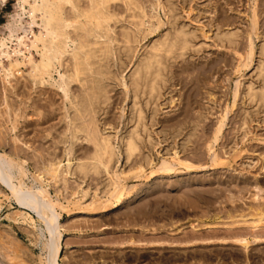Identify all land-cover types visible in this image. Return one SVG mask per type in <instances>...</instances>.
I'll return each mask as SVG.
<instances>
[{
  "label": "rangeland",
  "instance_id": "rangeland-1",
  "mask_svg": "<svg viewBox=\"0 0 264 264\" xmlns=\"http://www.w3.org/2000/svg\"><path fill=\"white\" fill-rule=\"evenodd\" d=\"M82 1L80 2V5L85 3ZM147 1L150 0H143V2ZM155 2L156 0H152V2L150 1V3L147 2L144 4L148 15L155 16V18L152 19V23L156 26V19H159L160 22V27L153 31L154 35L152 33L149 35L150 37L147 36L144 41H141L139 45H137V47H139L135 49V51L137 50L136 52L138 54L134 52V57L130 53L123 51L120 44H114V55L109 59L108 64L107 62L104 63L105 65L107 64L105 67L109 68L111 71H109L107 80L104 82L106 84L105 90L109 97V101L107 104L101 105V109H97V120L100 127L107 129V133L116 130L115 132L117 135L123 137L136 126V109L132 106V92L127 91L121 83L124 82L126 85L129 84L128 80L130 78L127 74L130 76V73L134 69V65L144 56L146 52L145 50H148L154 44L169 40L173 41L178 33L181 32L185 34V38H190H187L189 45L184 51H182V53L177 51L174 55L165 60L164 65L167 67L162 73L164 83L161 84L158 93L152 98L138 95L135 100L137 107L140 108L144 114L143 123L146 124L145 132L142 131V128H138V133L141 134V140L138 142L140 151L145 155L148 154L155 158L156 164L160 162L162 156L169 157L172 155L173 151H177L180 159L183 158L181 159L183 161L190 162L191 164L194 163V165L198 166L209 165V157L207 150H205L206 145L207 142L209 143L211 141L210 138L212 136L210 135L213 133V126H215L218 116L224 111L226 106L230 109V113H228V120L226 119L225 127L221 133V138L219 137L215 150L220 157H225V155L228 156V154L231 153L230 150L231 148L233 149L234 144L238 143L237 145L239 147L237 146V150L241 149L238 152H241L240 155L242 156L238 158L236 165L234 159L231 157L228 159L229 162L224 167L210 168L206 169L207 171H198L196 173L189 174V172H186L179 167V172L177 171L179 174L172 173L169 175L158 176L150 181L146 188L147 190L145 189L144 191H141V188L147 183V181L144 178L132 179L128 182V190L132 188L130 191L134 190L135 192L133 193L138 195L118 210L109 211L98 216L75 215L76 213L69 215L62 212L63 219L61 220V224L65 227L67 226L68 229L73 226L71 228L72 231H74L73 229L75 226L76 228L79 227V229L82 230L81 233H84V236L80 238L75 235L65 237V243H63V246L67 244L71 247L68 251L67 258L71 264H264V226H262L264 223L256 231L249 229H243L242 231L241 228L243 227L231 229L229 227L223 228V226H220V229L217 228L213 231L201 230L199 227V231L196 232V230L188 228V223L195 222L196 220L203 221L204 219L212 218L217 215L221 216V220H224L225 222L228 221L225 219L227 214H249L248 212L252 214L251 211L255 208L262 209V206H264V170H261L264 169V117H262L264 116V104L257 102L253 103L245 98L248 88H251L253 92H259L258 89H263L264 87V51H262V49H264V0H158V2L161 3L160 8L153 9V11L150 8V5L155 4ZM13 5L14 0H9L5 5L0 4V25L4 24L8 19V15L13 12ZM162 8H165L166 10H163ZM173 12H175V15ZM177 13H180L179 17L177 16ZM254 14H256L255 19L257 21V27L255 25V28L251 24ZM251 16H253V18ZM23 17L22 25L25 26L27 16ZM118 25H120V27ZM123 27H125V23L122 22L115 25L114 32H117L116 36L119 35L120 30ZM251 29L255 32L251 31ZM38 30V27L34 28L35 32ZM249 34L254 52L251 59H247L250 38L248 36ZM224 35H232L231 39L233 41L230 40V42H227L223 37ZM14 45V42H11L7 44V47L9 46V50H12L14 49ZM144 45H146V47H144ZM30 52H24L22 55L19 54L18 56L10 53L9 59L1 60L4 67H7L8 63L12 60L17 59L18 62H21L22 60L23 67L22 65L19 67L20 74L18 73L15 74L14 77H11L12 80L10 79V83L6 84L7 86L2 85L0 79V152L3 151L8 154H13L14 152L11 153L12 151L18 153L19 149H23L19 143L12 142L11 139L13 135L8 132V129L10 128L9 122L15 120L16 131L14 134L20 141H25V143L28 141L27 144H30L29 146H31V152L30 150L25 151L23 149L21 151L22 153H37L36 155L38 156H45L54 151L53 153L58 155V153L61 152V145H59V148V146L55 144V141L60 138V134L69 122L68 119L64 120L62 117L66 110H68V102L64 101L63 93L60 92V89L57 86L59 77L64 74L63 71H65V67H58L57 70L51 73L50 78H45L43 84L35 85L33 87L31 81L27 78L28 73L26 72H29L30 70V65L27 64V57L30 58L31 62L37 63V60H40V56L33 50ZM240 54L242 56H240ZM243 57L245 58V61L243 60ZM64 60L68 61L69 56L66 55ZM127 64L129 67H127ZM123 73L127 78L122 75ZM238 81L239 85L237 90L239 91H237L238 94L235 99L236 103H234L235 107L231 108V103L233 102V89H235V85ZM257 84L259 85L258 87ZM74 85L72 84L69 87L70 93L76 91L77 85ZM28 96L30 97L29 102H27L25 106L21 105L26 98H29ZM242 100L246 101V103ZM32 103L35 106L38 105L36 106V109L42 113V118H27V116L31 114L29 111L32 112ZM17 109L19 110L17 111ZM145 111L149 113H146ZM156 111L157 114H155ZM259 113L262 114V116L259 115ZM17 114L19 116L22 114V118H15V115ZM8 120L9 122H7ZM106 120L108 121L106 122ZM132 120L133 122L131 124L133 125L131 126L130 121ZM242 120L248 123L241 126ZM59 122H63L64 124H60ZM102 122L105 124H102ZM128 124L130 126L129 128ZM192 125H195L196 127ZM183 127H185V131ZM110 128L112 129L109 130ZM237 129H240L241 131ZM190 130L191 132L194 131L196 133L193 132V134H190ZM242 131H244L243 134ZM47 132H50V136L53 137L49 136L47 138ZM121 134H123V136ZM233 139H235V141ZM229 143L231 147H229ZM149 144L152 147H150ZM181 144L183 146H181ZM147 147H150V149ZM32 149L36 153L32 151ZM87 149L90 150V147L87 145H75V151L78 154L88 153L89 150ZM160 149H163L162 152ZM165 150H167V152ZM156 153L159 154V157ZM166 153H168V155ZM140 157L141 155L138 154L133 162L131 161L126 165H124V162L121 164L122 166L124 165V169L127 170L129 167L132 168V165L139 161ZM41 165L42 164L39 161H30L29 170L33 172L34 169H37V167L39 168ZM241 166H245V169H242ZM149 170L150 169H146L147 174L149 173ZM98 178L99 176H89L84 182L85 185L83 184V187L86 188L89 186L90 189H93V187L95 188L101 180ZM78 182H80V180ZM254 183L258 185L260 191L262 190L261 194L254 189ZM69 185V194L66 197L71 199L68 196L70 193L74 192L76 187L75 183H70ZM53 193V191H50L52 196H54ZM231 194L238 198L237 200H234V203L229 202L228 197ZM256 195H258V197ZM253 199H256L257 201H254ZM73 203L74 201L70 200L69 205L73 206ZM1 206L3 209L0 213V262H3L4 264H42L40 259L35 256L37 255L36 253H38V250L30 245L32 242L31 238L27 231L22 229L25 224L21 221L19 223L10 224L4 219V215L9 211L11 212L10 205L6 200H3ZM12 206L14 207V205ZM251 207L252 209L249 211V208ZM70 208L73 209V207ZM71 224L73 225L71 226ZM104 227H106L107 231L105 230L98 234L97 231ZM109 228L110 230H108ZM178 228L182 230L180 233L176 232ZM239 236L247 237L250 242H252L254 237H257L258 239H262V242L258 244L250 243L245 249L242 248L241 245L232 241L233 239L236 240L237 238H240ZM223 239L228 242L225 244L220 243ZM130 240H134L132 244L127 243ZM204 240H206V242L209 240V243H202ZM6 242L9 243V245H6ZM123 243L125 244V247H122L124 245ZM126 244H128V246ZM12 245L15 246V248ZM21 253L22 255H20ZM26 254L28 258H26ZM9 256L10 259H8ZM19 257L22 258L23 262ZM10 260L11 262H9ZM20 261L21 263H18Z\"/></svg>",
  "mask_w": 264,
  "mask_h": 264
},
{
  "label": "bare ground",
  "instance_id": "bare-ground-1",
  "mask_svg": "<svg viewBox=\"0 0 264 264\" xmlns=\"http://www.w3.org/2000/svg\"><path fill=\"white\" fill-rule=\"evenodd\" d=\"M8 1L9 0H0V4L5 5ZM81 1L82 0H14L13 12L8 15V19L6 22H4V24L0 25V29H1V32H0V79L2 81V85L5 86L6 84H9L11 77H14L15 74H18V73L20 74L19 67L21 65L23 67L22 60H21V62H18L17 59L10 61L7 65V67H4V65H2L1 60L2 59H9L10 53L18 56L19 54L22 55L24 52H30L31 50H33V51H35V53L39 54L40 60L39 61L37 60V63L31 62L30 58L25 56V57H27V64L30 65L29 72H26V73H28L27 78L31 81V85L33 87L35 85L43 84V82H45L44 81L45 78L46 77L50 78L51 73L53 71L57 70L58 67H65V71H63L64 74H63V76L59 77V81H58V85H57L58 88L60 89V92L63 93L64 101L68 102V110H66L65 114H63L62 117L64 120L68 119L69 122H68V125L63 129V132L60 134V138L55 141V144H57L58 146L61 145V149H60L61 152L58 153V155L53 153L54 152L53 151L52 153L47 154L45 156H43V155L38 156V155H36L37 153L32 149V151H34L36 154H34V153H32V154L22 153L21 151L23 149L25 151H29L31 146H29L30 144L29 145L27 144L28 141H27V143H25V141L22 142L14 134V132L16 131L15 120L13 122H9V120L7 121L10 123V125H9L10 128L8 129V132L13 135L12 139H11L12 142L19 143L23 149L22 150L19 149L18 153H15V151H12L11 153L14 152L13 154H8V153L3 152V151L0 152V213L3 209V207L1 206V202L3 200H6L7 203L10 205L11 212L9 211L5 215L3 214L4 219H6L10 224L11 223H13V224L19 223L20 221L25 224L24 228H22V229L27 231L28 235L30 236L31 241H32L30 245H32L33 248L38 250V253H36L37 255H35V256L40 259L42 264H60V263L61 264H71L67 258L68 257L67 256L68 251L71 249V247L67 244H65V246H63V243H65V237L75 235V236H78V238H80V237L84 236V233H81L82 230L79 229V227L76 228V226H75V228L73 229L74 231H72L71 228L73 227L72 225L74 223L71 224L72 227H70L69 229L67 226H66L67 227L66 228L63 224H61V220L63 219L62 212H65L66 214H69V215L76 213L75 215L98 216V215L107 213L109 211L118 210L124 204L132 201L138 195V194L136 195V193H133V192H135L134 190L130 191L132 188L130 190H128V182L132 179L135 180V179L144 178L147 181V183L146 184L144 183L145 185H143L141 188V191H144L148 187L151 180H153L154 178L161 176V175H169L172 173H178L179 167H180V169L182 168L186 172H189V174L190 173H196L198 171H204V170L210 169V168L224 167L229 162L228 159L231 157H232V159H234V162L236 165L238 158L240 156H242V155H240L241 152H238L241 149L237 150V146H238L237 144L238 143L234 144V146L232 145L233 149L231 148V150H230L231 153H229L228 156L227 155H225V157L222 156L224 158L220 157L217 154L218 152H216V150H215V147H216V144L218 143L219 137L221 138V133L225 127V124H226L225 122L228 120L227 119L228 113H230L229 112L230 109L226 106L224 108V111L218 116V120H217L215 126H213L214 127L213 133H212V135H210L212 137L211 138L209 137L211 139V141L209 143L207 142V145H206L205 150H207V154L209 157V161H210L209 165H206V166L205 165H201V166L199 165L198 166V165H194V163L191 164L190 162L183 161V160H181L183 158L180 159L177 151H173L172 155L169 154L170 155L169 157L162 156L164 154L163 153L161 155L162 157L160 159V162L158 164H156L155 158L151 157L148 154L145 155L140 151L138 142H140V140H141V136H140L141 134L138 133V131H139L138 128L139 129L142 128V131L145 132V125L146 124L143 123L144 114H143L142 110L137 107L135 100L137 99L138 95H141L142 97L152 98L155 94L158 93L161 84L164 83L162 73L167 67V66L165 67V65H164L165 60L167 58H170L177 51H180L182 53V51H184L187 48V46L189 45L187 42L188 37L185 38V34H183L181 32L178 33V35L175 37V39H173V41L169 40V41H164L162 43L154 44L148 50H145L146 52H145L144 56L142 58H140L138 60V62L134 65V69L130 73V76H129V74H127L128 77L130 78L128 80L129 84L126 85L124 82L121 83V85L127 91L132 92V95H133V100H132L133 105L132 106L136 109V111H135L136 112V126L132 130H130L128 133H126L125 136H123V134H121L123 137H119L117 135V133L115 132L116 130L115 131L112 130V132L107 133L106 132L107 129L101 128L99 123H98V120H97V117H98L97 116V113H98L97 109H99L101 105L107 104V102L109 101V97L107 96V92L105 90L106 84L104 82L107 80V76L109 74V71H111V70L109 68H106L105 66L109 63L108 62L109 59L114 55L113 54V45L114 44H120L122 46L123 51H125L126 53H130L134 57V52L137 53L136 52L137 50L135 51V49H137L139 47V46L137 47V45H139V43L141 41H144V39L147 36L151 35L155 29H158V27H160L159 26L160 22H159V19H156V26H155L152 23V19H154L155 16H149L145 10L146 7L144 6V4L147 2L150 3V1L152 2V0L147 1V2H143V0H83L85 3H83V5H80ZM160 5H161V3L158 2V0H156L155 4L150 5V8L152 10L153 9L155 10L157 8H160ZM168 8H169V6H168ZM162 9L164 10L165 8H162ZM254 11H255V9H254ZM175 12H176V10H175ZM175 12H173V14ZM191 13H192V11H191ZM251 13H253V12H251ZM173 14H171V15H173ZM179 14L177 15L178 17H179ZM150 15H151V13H150ZM255 15L256 14L253 15L254 18H253V16H251L253 18V21L251 22V24L254 28H255V25L257 22L255 19L256 18ZM23 16H27V21L25 22V26L22 25V18H24ZM163 17H164V15H163ZM174 19H175V17H174ZM121 22L125 23V27H123L120 30L119 35L116 36L117 32L116 33L114 32L115 31L114 27L116 24H119ZM249 24H250V22H249ZM120 25H118V26L120 27ZM252 26H250V27H252ZM35 27L39 28V30L37 32L34 31ZM256 27H257V25H256ZM216 28H217V26H216ZM168 29H169V27H168ZM224 29H225V27H224ZM251 31H254V30L251 29ZM251 31H250V33H251ZM192 33H193V31H192ZM194 34H196V33H194ZM153 35H154V33H153ZM189 36H192V35H189ZM248 36L250 37V34ZM194 37L196 38L195 35H194ZM223 37L227 40V42L228 41L230 42V40H232L231 39L232 35H229V36L224 35ZM205 38H207V37H205ZM188 39H190V38H188ZM250 39H251V37L249 38V45H248L249 49H248V53H247V59H251L252 54L254 53ZM11 42H14L15 45H14V49L9 50V46L7 47V44L11 43ZM146 45H144V47H146ZM262 51H264V49H262ZM233 53H235V52H233ZM27 54H29V53H27ZM241 54H240V56H242ZM66 55L69 56L68 61L64 60V57ZM183 55H185V54H183ZM236 55H237V53H236ZM234 56H235V54H234ZM135 58H137V57H135ZM259 59H261V58H259ZM243 60L245 61V58ZM105 62H107L106 65L104 64ZM172 62H174V61H172ZM249 65H250V63H249ZM127 67H129L128 64H127ZM168 67H170V66H168ZM248 68H249V66H248ZM57 73H58V71H57ZM165 73H167V72H165ZM24 75H25V73H24ZM122 75H124V73ZM124 77H126V75H124ZM56 81H57V79H56ZM50 83H51V81H50ZM238 83H239V81L235 85V89H233L234 90V92L232 93L233 94V97H232L233 102L231 103L232 104L231 108L235 107L234 103H236L235 99H236L237 94H238L237 91H239V90H237V87L239 85ZM72 84L77 85L76 91L74 93H70V90H69V87ZM255 84H256V82H255ZM27 85H28V83H27ZM258 86L259 85L257 84V87ZM58 88H57V91H58ZM116 88H117V86H116ZM126 90H125V92H126ZM247 90H248V92L246 93L245 98H247L250 102H253V103L257 102L260 104H264V87H263V89H261V88L258 89L259 92H253L251 88H248ZM114 91H115V89H114ZM128 94H130V93H128ZM210 97H211V95H210ZM123 98H124V96H123ZM138 99H140V98H138ZM29 100H30V97L26 98L24 100L23 104H21V103L20 104L25 106L27 104V102H29ZM25 101H26V103H25ZM242 101H244V100H242ZM244 102L246 103V101H244ZM27 106H29V105H27ZM36 106H38V105H36ZM36 106L33 104L32 109H31L32 112L29 111V113H31V114L30 115L28 114L29 116H27V118H29V119L38 118L39 119L42 116V113L36 109ZM250 106H252V105H250ZM133 107H132V109H133ZM146 108H147V106H146ZM130 109H131V107H130ZM18 110L19 109H17V111ZM145 112L149 113L147 111H145ZM150 113H152V112H150ZM22 114H21V116H19L18 114L15 115V118H20V117L22 118ZM155 114H157V111ZM259 115L262 116V114H260V113H259ZM124 117H126V116H124ZM130 117H131V114H130ZM262 117H264V116H262ZM24 119H25V117H24ZM252 119H253V116H252ZM36 121H37V119H36ZM107 121L108 120H106V122ZM263 121H264V119H263ZM132 122H133V120L130 121V124ZM36 123H38V122H36ZM46 123H47V121H46ZM119 123H121V122H119ZM246 123H248V122H245L244 120H242L241 126H244ZM60 124H64V123L62 122ZM102 124H105V123L102 122ZM175 124H176V122H175ZM132 125L133 124H131V126ZM147 125H148V123H147ZM7 126H6V128H7ZM178 126H179V124H178ZM180 126H181V124H180ZM192 126H195V125H192ZM129 127L130 126L128 124V128ZM195 127H194V129H195ZM197 127H198V124H197ZM183 128L185 131V127H183ZM111 129L112 128H110L109 130H111ZM246 129H247V126H246ZM237 130L241 131L240 129H237ZM124 131H127V130H124ZM193 132H191V130H190V134L191 133L193 134ZM243 132L244 131H242V134H243ZM57 133H60V132H57ZM171 133H173V132H171ZM194 133H196V132H194ZM175 134H177V133H175ZM188 135H189V133H188ZM237 135H238V132H237ZM49 136H50V132H47L46 137L48 138ZM50 137H53V136H50ZM239 137H241V136H239ZM242 137H243V135H242ZM187 138H186V140H187ZM244 138H245V136H244ZM237 139H238V137H237ZM233 140L235 141V139H233ZM172 142H173V140H172ZM173 143L175 144V142H173ZM76 144H81V146L82 145L89 146L90 150L87 149V150H89V152L83 153V154L76 153V151H75V145ZM149 146H150V144H149ZM154 146H155V144H154ZM181 146H183V145L181 144ZM150 147H152V146H150ZM150 147H147V148L150 149ZM184 147H186V146H184ZM229 147H231L230 143H229ZM229 147H227V148H229ZM59 148H60V146H59ZM181 149H182V147H181ZM162 150H161V152H162ZM25 151H23V152H25ZM56 151H57V149H56ZM165 151L167 152V150H165ZM30 152H31V150H30ZM38 152H39V150H38ZM242 152H244V151H242ZM140 153H142V154H140ZM169 153H171V152H169ZM138 154L141 155V157L139 158V161H137L134 165H132L133 166L132 168H130L127 165L129 167V169H127V170L124 169V165L129 164L131 161L133 162L134 158ZM166 154L168 155V153H166ZM157 156L159 157V154H157ZM240 159H242V158H240ZM34 160H36L37 162L39 161L42 165L39 168L37 167V169L33 168L34 171L31 172L29 170V168H30L29 162L34 161ZM253 160H255V159H253ZM122 162H124L123 166H122V164H123ZM198 163H199V161H198ZM245 166H241L242 169ZM236 168H238V167H236ZM146 169H150L148 174L146 173ZM261 170L263 171L264 169H261ZM183 174H185V173H183ZM89 176H99V178L101 179L100 183L97 186H95V188L93 187V189H90L89 186L86 188L83 187L84 182L88 179ZM79 180H80V182H78ZM180 180H181V178H180ZM70 183H75L76 188L74 189V192L70 193V195L68 196L71 199H68L66 196L69 194L68 189H69ZM242 184H243V182H242ZM237 187H239V186H237ZM254 189L257 190L258 192H260V194H261L262 190L260 191L258 185H256L255 183H254ZM136 190H137V188H136ZM50 191L54 192L53 193L54 196H52V194H50ZM148 192H150V191H148ZM256 196L258 197V195H256ZM228 199H229V202L234 203L235 202L234 200H237L238 198L236 196L234 197L231 194L228 197ZM70 200L74 201L73 206L69 205ZM253 200L255 201L256 199H253ZM239 202H241V201H239ZM259 202H260V200H259ZM230 204H232V203H230ZM253 204H254V202H253ZM12 205H14V207ZM69 206L73 207V209L70 208ZM262 207H263L262 209L255 208L254 210H252L251 211L252 214H250V212H248L249 214H247V213L246 214L241 213V214H235V215L227 214V216H225L226 217L225 219H227L228 221H225V222H224V220L223 221L221 220V216H217V215L212 217V218L204 219L203 221L196 220L195 222L188 223V228L194 229V230H196V232L199 231V227L201 230H205V231H211L212 230L213 231L214 229H217V228L220 229V226L221 227L223 226V228L229 227L231 229L243 227V228H241L242 231H243V229H249V230L256 231L264 223V206H262ZM250 209H252V207L249 208V211H250ZM223 224L224 225L227 224V225L224 226ZM77 225L80 226L81 223H80V225L79 224H77ZM262 226H264V225H262ZM21 227H22V225H21ZM105 230H106V227H104L103 229L101 228L99 231H97V233L98 234L102 233V231H105ZM108 230H110V228ZM166 231H167V229H166ZM181 231L182 230H180L179 228L176 230L177 233H180ZM94 233H95V231H94ZM261 240L262 239H258L257 237H254L252 242H250V241H248L247 237L242 236L240 238H237L236 240L233 239L232 241L241 245L242 248L246 249L250 243L258 244V243L262 242ZM133 241L134 240H130L127 243L132 244ZM227 242H228L227 240L223 239L220 243L225 244ZM202 243H205V244L209 243V240L207 242H206V240H204ZM12 244H13V242H12ZM128 244H126V245L128 246ZM6 245H9V243L6 242ZM120 245H122V244H120ZM190 245H192V244H190ZM13 247L15 248V246H13ZM122 247H125V244ZM17 252H18V248H17ZM19 252H20V250H19ZM3 253H4V251H3ZM10 253H12V252H10ZM13 253H16V252H13ZM24 254H25V252H24ZM20 255H22V253ZM10 256L8 259H10ZM23 257H25V256H23ZM2 258H4V257H2ZM11 258H12V256H11ZM26 258H28L27 254H26ZM30 258H31V256H30ZM70 259H71V257H70ZM20 260H22V258H20ZM81 260H83V259H81ZM9 262H11V260ZM22 262H23V260H22ZM85 262H87V261H85ZM0 263L4 264L3 262H0ZM18 263H21V261ZM22 264H25V263H22Z\"/></svg>",
  "mask_w": 264,
  "mask_h": 264
},
{
  "label": "built area",
  "instance_id": "built-area-1",
  "mask_svg": "<svg viewBox=\"0 0 264 264\" xmlns=\"http://www.w3.org/2000/svg\"><path fill=\"white\" fill-rule=\"evenodd\" d=\"M0 15H1V10H0Z\"/></svg>",
  "mask_w": 264,
  "mask_h": 264
}]
</instances>
